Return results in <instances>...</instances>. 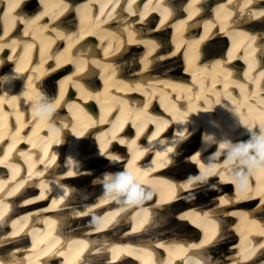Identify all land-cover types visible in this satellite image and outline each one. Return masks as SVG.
<instances>
[{
  "label": "bare ground",
  "instance_id": "1",
  "mask_svg": "<svg viewBox=\"0 0 264 264\" xmlns=\"http://www.w3.org/2000/svg\"><path fill=\"white\" fill-rule=\"evenodd\" d=\"M136 1L0 0V264H264V173L236 188L220 147L264 128V0ZM49 148L74 179L44 175ZM125 170L156 192L142 210L93 183Z\"/></svg>",
  "mask_w": 264,
  "mask_h": 264
},
{
  "label": "clouds",
  "instance_id": "2",
  "mask_svg": "<svg viewBox=\"0 0 264 264\" xmlns=\"http://www.w3.org/2000/svg\"><path fill=\"white\" fill-rule=\"evenodd\" d=\"M2 63L0 61V65ZM13 72L15 73V70ZM10 82L11 79L8 75L0 77V85ZM30 110L37 121L46 122L53 132L56 131L57 109L53 97L44 91H40L33 100ZM250 133L247 140L220 145L226 151L223 162H226L231 168L230 171H227V176L234 186L241 190L248 187L252 176L264 173V128H259V131L255 133H252L250 128ZM215 166L216 162L214 161L205 164L207 170L198 176V180L207 182L208 177L214 174L212 169ZM237 166H242V168ZM93 183L102 185V198L115 202L124 208L131 206L137 210H142L145 203L156 195L154 189L141 185L135 174L127 170L116 173L105 172L101 177H97ZM213 187L215 186L213 185ZM93 223L98 224V218H94Z\"/></svg>",
  "mask_w": 264,
  "mask_h": 264
},
{
  "label": "rangeland",
  "instance_id": "3",
  "mask_svg": "<svg viewBox=\"0 0 264 264\" xmlns=\"http://www.w3.org/2000/svg\"><path fill=\"white\" fill-rule=\"evenodd\" d=\"M227 42H229V40L227 41ZM223 43V42H222ZM218 45V44H217ZM216 46V45H215ZM184 159V158H183ZM225 182H223L222 184L221 183H219V184H216V187H214V188H212V189H210V190H208V191H206V192H204L203 194H201V197L202 198H204V197H206V196H210V197H217L219 194H222L223 193V190H224V187H223V184H224ZM189 200V199H188ZM181 210V208L180 209H177L176 211H174V213L176 214L177 212H179ZM171 226V228H174V227H179V228H182V226L180 225V224H178L177 222H175L174 224H172V225H170ZM31 240V239H30ZM30 240H26L25 242H27V244L29 245L30 244ZM25 246H27L26 244H25ZM224 250H225V252L227 253L228 252V250H229V246L228 245H224ZM213 251V250H212ZM220 252V250H218V251H215V253L216 254H218ZM221 253V252H220ZM220 253H219V255H220ZM223 253H221V255H222ZM220 255V256H221Z\"/></svg>",
  "mask_w": 264,
  "mask_h": 264
}]
</instances>
